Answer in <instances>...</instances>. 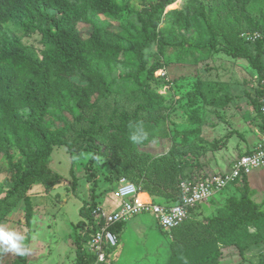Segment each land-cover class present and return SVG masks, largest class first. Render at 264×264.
<instances>
[{
  "label": "trees",
  "instance_id": "obj_1",
  "mask_svg": "<svg viewBox=\"0 0 264 264\" xmlns=\"http://www.w3.org/2000/svg\"><path fill=\"white\" fill-rule=\"evenodd\" d=\"M176 1L147 0L135 8L117 0H0V163L5 159L12 175V186L0 198V213L8 215V200L22 196L29 224L33 206L23 191L35 184H45L48 191L54 185L48 166L54 148L64 146L71 156L89 152L85 179L91 184L90 200L80 208L82 219L75 223L73 264L97 260L86 247L91 232L87 222H93L91 213L97 206L93 165L97 156L112 163L104 176L111 188L124 176L154 201L171 204L179 201V183L204 170L202 155L225 145L233 132L203 149L202 105L224 107L230 96L214 100L222 86L214 88L202 78L168 79V57L186 65L208 61L218 52L246 60L256 72L258 85L251 102L260 120L257 128L264 130L258 109L263 94L264 0H182L180 7L168 9ZM81 24L89 25L87 36ZM32 35L39 37V46L23 41ZM157 70L162 74L156 75ZM161 84L174 85L172 99L177 95L176 102L182 100L186 115L179 124L165 122L168 114L161 111L170 98L156 90ZM105 108L106 122H100ZM85 112L91 115L84 117ZM47 114L63 125L50 122L51 128ZM83 120L85 127L72 130ZM133 122H142L149 133L144 143L169 137L168 150L155 154L144 149L146 145L133 144L129 140ZM70 173L74 186L72 168ZM241 181L242 189L231 188L235 193L227 189L236 181L208 199L219 195L210 214L202 217L203 201L189 209L179 226L160 228V242H168L159 246L162 256H168L165 264H185V259L188 264H218L223 248L233 246L243 255L264 242V211L251 199L246 176Z\"/></svg>",
  "mask_w": 264,
  "mask_h": 264
},
{
  "label": "rangeland",
  "instance_id": "obj_2",
  "mask_svg": "<svg viewBox=\"0 0 264 264\" xmlns=\"http://www.w3.org/2000/svg\"><path fill=\"white\" fill-rule=\"evenodd\" d=\"M117 1L129 2L133 7L139 8L142 2L146 3L147 0ZM181 4L182 0H177L171 6H168V9L180 7ZM100 19L106 20L105 16L101 15ZM79 27L84 36H87L90 30L89 25L81 24ZM38 40L39 37L37 35L23 38L24 42L32 43L35 46L40 45ZM168 58L171 59L165 69L168 79L175 78V80L181 82L184 78H190L191 81L202 78L214 85V88H217L216 84L222 86V88L219 87L221 91L214 100L221 102L226 94L230 96V101L228 100V104L224 107H217L215 104L206 106L203 104L201 107L200 127L203 140L200 143L205 151L209 149L212 141L218 140L220 137L227 135L228 131L233 130L230 136L231 139L229 138L230 141L228 140L227 144L219 145L216 152L208 150L201 157L203 166H205L204 162L209 159V156L212 159L208 162L214 159L219 161V165L216 168L209 167L211 170H208V166H206V170H204L206 173L216 170L224 171L229 163L227 160L234 158L233 156L229 157L231 151V155L235 152L237 153L238 149L245 151L257 140L255 126H257L258 116L251 102L258 85L256 72L250 68L246 60L231 58L223 52H218L210 60H204L197 65L177 63L173 61L174 56ZM162 71L157 70L156 75L162 74ZM157 86L154 85V87ZM156 90L163 96L170 98L161 111V113L166 112L168 114V119H165V122L168 123L170 120L174 124H179L182 121V116L186 115V110L182 105V100L180 103L176 102V100H179L177 95H175V99H172L176 87L174 85L161 84ZM170 101L174 103L169 105ZM107 110L105 108L104 112L100 113V122H106ZM90 115L91 112L84 113V117ZM45 120L51 128L53 126L50 125V122H53L56 126L63 125L52 114H47ZM86 125L87 122L83 120L80 124L72 125V130H77L78 126L85 127ZM182 126L180 124L179 128ZM238 133H241L240 136ZM111 137V134L106 137L108 142ZM239 140L243 141V143H240ZM116 141L120 146L121 140L118 138ZM157 142L143 143L141 145L142 148L146 145L144 149H149L155 154L168 150L170 145L169 137L162 136ZM240 154H242L241 151L237 156ZM14 156L17 158L18 154L14 153ZM72 156L64 146L55 147L48 162L49 170L55 176L54 185L48 191H45V184H35L28 191H23V194L26 193L30 196L33 206L34 213L29 224L24 218L25 206L22 196L8 200L5 206H9L10 211L5 217L0 213V223H5L8 227L22 231L27 237L26 243L31 252L27 256L15 254L0 256V264H15L16 262L18 264H73L75 261V250L72 244L78 231L75 223L82 219L79 214L80 208L86 204L85 202L90 200L89 186L91 184L85 179L86 173H88L86 166L90 153L81 152L80 155L73 154ZM100 158L93 164L97 174L96 181L98 182V188L95 191L96 202L103 207L106 206L111 211L118 210L120 202L112 198L110 193V190H112L111 184L104 179V176L110 172L112 163L107 161L103 155ZM208 162H206V165ZM0 165L2 169L0 172L1 198L5 196L7 190L12 186V175L5 159L1 160ZM70 168L74 170L77 179V184L74 186L72 185ZM254 171V174L246 177L251 199L256 204H259L264 211V172L260 173L259 178L256 173L260 170ZM260 179L262 180L261 182ZM235 183V188H243L241 180ZM231 192L235 193L234 190H231ZM211 209L209 207L207 212H210ZM160 228L158 221L149 213L143 212L130 217L124 221L121 228L116 229L118 232V245L112 249L101 264H165L168 256L165 258L162 256L159 246L162 247L168 242L166 243L165 240L160 242L158 236ZM248 231L253 232L254 229L250 227ZM208 249L212 251V248ZM262 261H264V242L250 247L244 251L243 255H240L238 249L233 246L223 248L218 264H258ZM97 263L98 261L96 260Z\"/></svg>",
  "mask_w": 264,
  "mask_h": 264
},
{
  "label": "built area",
  "instance_id": "obj_3",
  "mask_svg": "<svg viewBox=\"0 0 264 264\" xmlns=\"http://www.w3.org/2000/svg\"><path fill=\"white\" fill-rule=\"evenodd\" d=\"M263 94L260 98L259 111L264 116V70L260 80ZM257 141L253 147L236 156L230 169L226 171L209 172L199 170L189 179L179 183V201L171 204H159L150 199L140 198V187L125 177H120L114 190L120 200L118 210L104 211L97 207L94 211L95 226L90 235L89 248L96 252L98 261L105 260L106 248L118 245L117 234L110 226L122 223L130 217L143 212L153 215L162 229L169 230L179 226L188 216L189 209L198 203L208 200L229 184L248 176L252 169H264V130L256 129ZM99 218L104 221L100 224Z\"/></svg>",
  "mask_w": 264,
  "mask_h": 264
},
{
  "label": "clouds",
  "instance_id": "obj_4",
  "mask_svg": "<svg viewBox=\"0 0 264 264\" xmlns=\"http://www.w3.org/2000/svg\"><path fill=\"white\" fill-rule=\"evenodd\" d=\"M129 127H130V129H133V131L131 132V134L129 136V140L133 144L140 145V144H143L145 141L148 140L149 133L146 130H144V128L142 126V122H140V123L133 122L132 124L129 125ZM257 127H258V125H257ZM96 158H97V160H100L101 159L99 156H97ZM122 177H124V176H122ZM117 182H118V180L116 181V184L112 188V190H110L112 192V194L114 193V190L117 187ZM130 182H132V181H130ZM132 183L135 184L136 186L140 187L136 183H134V182H132ZM143 192H145V191H142L141 190V187H140V193H141V195L143 194ZM148 199L154 201L152 199V197H150V198L148 197ZM116 200L120 202V200L117 197H116ZM154 202H156V201H154ZM156 203H159V202H156ZM159 204H165V203H159ZM119 205H120V203H119ZM97 207H100L104 211H111V210H109L107 208H104L102 205H100L98 203H97L96 208ZM91 214L94 217V220H93L92 223L87 222V226L89 228H90L89 225H91V224L94 225L95 224V220H97L96 217H95L94 211ZM98 220L100 221V224H102L103 221H104L102 218H99ZM122 223H124V222H122ZM115 225H117V224H115ZM115 225L110 226V229L113 226H115ZM90 229H91V232H90V235H91V233L93 232L92 231L93 228H90ZM114 232L116 234L118 233L117 231H114ZM26 240H27V237H26V235L22 231L17 230L15 228L8 227L5 223H0V256L7 255V254H15V255H18V256H27V255H29L30 252H31V249L28 247V245L26 243ZM88 243H89V241H88ZM88 243H87L86 247H87V249H89L90 251H92L89 248V244ZM112 249H114V248H106L105 249L106 256L110 254V252L112 251ZM92 252H94V251H92ZM94 253L96 254V252H94ZM97 258L98 257H97V254H96V259ZM97 261H98V259H97ZM103 261L104 260L98 261V262H103ZM185 264H188V262H187L186 259H185Z\"/></svg>",
  "mask_w": 264,
  "mask_h": 264
},
{
  "label": "crops",
  "instance_id": "obj_5",
  "mask_svg": "<svg viewBox=\"0 0 264 264\" xmlns=\"http://www.w3.org/2000/svg\"><path fill=\"white\" fill-rule=\"evenodd\" d=\"M228 104V103H227ZM220 110H221V108H220ZM260 120L258 119L257 120V123L259 122ZM256 123V124H257ZM255 129H257V126H255ZM215 132H216V129H215ZM229 132V131H228ZM218 133H219V131H218ZM243 138V137H242ZM257 138V137H256ZM231 139V138H230ZM230 139H229V141H230ZM228 141V142H229ZM240 141V143H243V141H241V140H239ZM257 141V140H256ZM256 141L253 143V145L251 146V147H253L254 146V144L256 143ZM227 142V143H228ZM226 143V144H227ZM243 145V144H242ZM250 147V148H251ZM237 148H238V146H237ZM250 148H247L246 150H248V149H250ZM245 150V151H246ZM217 150H215V152H216ZM244 152L243 150H241V149H238V151H237V153L235 152L233 155H231L232 154V151L230 152V156L229 157H231V156H233L234 158H231V159H229V160H227L229 163L227 164V166H226V169L224 170V171H226V170H229L230 169V164H232V162H233V160L236 158V156H237V154L239 153V152ZM216 154V153H215ZM212 158L209 156V159L206 161V162H208L209 160H211ZM206 162H204L205 163V166H201L204 170H206V166H208V170H211L209 167H217V165H219V161H216L215 159L213 160V161H210V162H208V164L206 165ZM260 170V171H258L257 173H256V175H258L259 176V178H260V173H262V172H264V169H262V168H255V169H253L251 172H250V174L249 175H252V174H254L255 173V171L254 170ZM219 170H216V171H212V172H218ZM254 171V172H253ZM248 175V176H249ZM247 176V177H248ZM248 180V179H247ZM262 180L260 179V182H261ZM247 183H248V181H247ZM233 187H235L234 185H231L228 189H227V191L228 190H231V188H233ZM226 191V192H227ZM111 193V196H112V198L114 199H116V197H115V194L113 193L112 194V192H110ZM219 195H217V196H215L214 198H213V200L212 201H208V200H205L204 202H203V204H202V213H201V215H202V217L203 216H206V215H208V214H210L212 211H213V209L216 207V202H217V199H216V197H218ZM220 196H221V194H220ZM148 197L150 198V196L146 193V192H143V194L140 196V198L141 199H148ZM212 208L211 210H210V212H207V209L208 208ZM104 208H107L106 206L104 207Z\"/></svg>",
  "mask_w": 264,
  "mask_h": 264
}]
</instances>
